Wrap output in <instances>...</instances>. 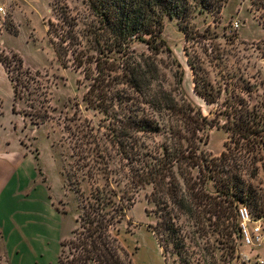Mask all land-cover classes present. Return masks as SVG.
Here are the masks:
<instances>
[{"label": "trees", "instance_id": "trees-1", "mask_svg": "<svg viewBox=\"0 0 264 264\" xmlns=\"http://www.w3.org/2000/svg\"><path fill=\"white\" fill-rule=\"evenodd\" d=\"M51 1L58 23H48L47 36L56 58L62 68L82 73L88 82L82 98L86 109L102 116L96 127L75 136L76 165L90 191L77 226L60 243L57 263L133 264L132 254L120 242L119 226L135 195L146 187H151L147 199L158 218L151 230L165 260L171 247L179 264H194L186 242L198 246L210 227L228 240L239 234L236 193L244 192L238 185L249 188L244 178L254 179L256 165L263 161L264 78L259 72L250 75L248 59L241 57L247 66L242 69L237 61L214 85L204 70L205 59L195 48L191 57L184 47L193 92L207 104L216 103L226 117L225 151L219 157L204 154L201 145L206 140L200 134L208 124L182 90L184 74L162 37L164 18L175 17L184 42L199 43L209 29L199 34L192 21L205 12L215 20L228 0H83L82 16ZM250 2L262 13L259 24L264 29V0ZM136 44H143L146 52L138 54ZM207 47L201 53L209 63L222 64L223 57L210 56L213 49ZM251 48L264 68V40ZM163 53L177 67L169 89L156 61ZM0 64L12 86L14 112L20 76L29 70H23L14 54H0ZM209 181L215 193L206 189ZM183 218L187 227L180 222Z\"/></svg>", "mask_w": 264, "mask_h": 264}, {"label": "rangeland", "instance_id": "rangeland-1", "mask_svg": "<svg viewBox=\"0 0 264 264\" xmlns=\"http://www.w3.org/2000/svg\"><path fill=\"white\" fill-rule=\"evenodd\" d=\"M82 1L57 0V7L65 5L72 15L82 16L85 13ZM51 4V0H0V7L5 11V16H0V54L16 55L23 62V70H29V75L20 76V98L13 112L12 86L0 67V151L6 146L8 158L23 160V195L30 198L34 192L41 193L46 214L48 208L53 211L46 231L55 248V262L60 250L57 242L71 236L90 191L87 180L76 165L78 158L72 149L75 136L80 130L85 132L92 125L96 127L102 116L86 109L82 98L88 89V82L83 79L82 73L72 67L62 68L56 58L47 36L48 23H58V14ZM261 17L262 13L250 0H228L215 20L206 12L195 17L191 25L193 29L199 34L209 30L194 45L193 41L184 42L177 18H164L162 37L184 74L182 90L200 109L208 124L204 133L200 134L206 140V144L201 145L204 154L219 157L225 151L228 137L222 126L226 117L216 103L207 104L193 92V75L183 49L187 46L189 55L193 57L192 49L195 48L205 59L204 70L214 85L222 82L225 71L236 68L241 57L248 59L247 72L250 75L259 72L264 78V68L257 59V51L251 48L264 40V29L259 24ZM203 46L213 49L207 53L210 56L218 54L223 57V63H209V59L201 53ZM135 49L138 54L146 52L143 44H136ZM156 61L166 77L165 87L171 88L176 65L164 53L157 56ZM239 62L242 69L247 66V60ZM13 76L16 73L13 72ZM223 97L224 94L220 102ZM262 155L263 161L256 165V177L252 180L244 178L245 186L250 187L239 184L238 189H243L244 193H236L239 200L236 211L240 206L250 210L253 220L260 226L261 243L247 246L241 242L237 231L228 240L210 227L208 235L197 240L198 246L193 241L186 242L194 264L196 261L198 264H264V152ZM192 173L196 175L197 170ZM206 189L215 193L214 182L209 181ZM150 192L151 187H146L135 195L132 207L119 226L120 242L132 254L133 264H179L171 247L165 260L151 230L158 218L155 206L147 199ZM180 222L185 227L189 225L184 218Z\"/></svg>", "mask_w": 264, "mask_h": 264}, {"label": "crops", "instance_id": "crops-1", "mask_svg": "<svg viewBox=\"0 0 264 264\" xmlns=\"http://www.w3.org/2000/svg\"><path fill=\"white\" fill-rule=\"evenodd\" d=\"M8 155L5 146L0 151V264H58L46 231L53 211L46 214L41 193L23 195V160Z\"/></svg>", "mask_w": 264, "mask_h": 264}, {"label": "built area", "instance_id": "built-area-1", "mask_svg": "<svg viewBox=\"0 0 264 264\" xmlns=\"http://www.w3.org/2000/svg\"><path fill=\"white\" fill-rule=\"evenodd\" d=\"M0 16H5L2 7H0ZM236 216L241 242L252 247L259 245L262 241L260 226H257L253 220L250 210L245 206H240L237 208Z\"/></svg>", "mask_w": 264, "mask_h": 264}]
</instances>
